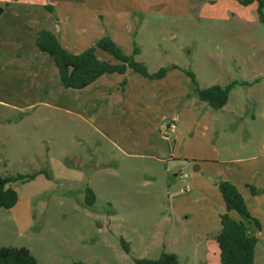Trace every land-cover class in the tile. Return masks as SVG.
<instances>
[{
	"label": "rangeland",
	"instance_id": "rangeland-1",
	"mask_svg": "<svg viewBox=\"0 0 264 264\" xmlns=\"http://www.w3.org/2000/svg\"><path fill=\"white\" fill-rule=\"evenodd\" d=\"M123 1L121 6L129 7ZM191 1L161 0L152 10L137 11L136 60L151 73L178 66L174 76L184 79L178 85L192 87L185 72L195 75L200 89L236 82L227 110L212 112L217 126L226 127L217 146L224 152L245 146L244 156L264 155V11L261 17L256 5L236 0ZM27 61L6 57L0 64V175H35L13 185L19 194L13 212L0 208V248H27L38 264H135L157 260L163 251L180 256L181 264H201L187 259L194 246L192 227L179 225L169 208L170 193L190 186L178 175H191L192 168L165 172L153 165L150 176L138 172L148 161L119 156L96 120L85 123L59 107L64 88L57 68H45L38 79ZM168 134L173 143L176 135ZM88 188L96 196L93 206L87 204ZM257 190L249 204L264 225V189ZM187 208L190 215L197 211L183 205L182 223ZM185 230L190 234L185 232L183 247L176 239ZM121 239L130 244V253ZM256 264H264V242Z\"/></svg>",
	"mask_w": 264,
	"mask_h": 264
},
{
	"label": "crops",
	"instance_id": "crops-1",
	"mask_svg": "<svg viewBox=\"0 0 264 264\" xmlns=\"http://www.w3.org/2000/svg\"><path fill=\"white\" fill-rule=\"evenodd\" d=\"M130 1L129 7H122L123 0H0V49L3 50L0 64L6 57L26 59L27 63H23L30 64L40 79L39 72L53 68L51 57L41 53L37 46L38 34L43 29L54 32L62 46L73 54H80L109 36L130 55L135 46L136 27L141 25L137 23L140 18L137 11L152 10V3L161 0H141L140 5L148 4L144 8ZM255 5L258 7L254 3L252 8ZM96 54L102 61L115 63L101 50ZM178 70H170L161 80H148L130 70L125 75H104L84 90L64 89L58 99H63V105L59 107L85 123L96 120L99 131L116 146L119 156L128 161H148L137 169L145 176L152 174L153 165L170 172L178 166L173 161H189L182 167L192 168L190 186H186L190 191L185 187L183 193H170V217L182 227L189 225L193 229L190 239L194 246L187 257L191 263L221 264L217 237L226 205L217 182L233 183L251 217L261 222V214L257 211L254 214L250 207L249 201L258 196L251 193L249 186L264 189V155L244 156L249 150L238 145L227 148L226 152L220 149L216 137L226 127L216 124L212 112L218 110L200 101L193 85H178L184 81L183 75L174 76L179 74ZM171 78L175 82H169ZM153 82L158 85H152ZM229 102L219 111H226ZM171 125L176 126L173 132ZM168 133L176 135L173 143ZM188 204L195 205L197 211L190 215L187 208L189 214L182 223L181 208ZM231 217L243 221L236 212ZM244 222L247 233L258 239L256 264L258 245L264 242V225L260 223L258 228L253 220ZM185 232L190 234L189 230L178 233L179 246H185L182 241Z\"/></svg>",
	"mask_w": 264,
	"mask_h": 264
},
{
	"label": "trees",
	"instance_id": "trees-1",
	"mask_svg": "<svg viewBox=\"0 0 264 264\" xmlns=\"http://www.w3.org/2000/svg\"><path fill=\"white\" fill-rule=\"evenodd\" d=\"M243 6H251L257 3V10L263 17L264 0H236ZM37 46L41 53L49 55L54 66L58 70L62 88L65 90L81 91L95 83L104 75H125L128 70L148 80H161L170 70L179 69L176 65L171 68H161L151 73L146 65L136 60L140 54L138 47L134 46L132 54L128 55L111 37L105 36L94 45L80 54H73L64 48L57 35L47 29H43L37 38ZM101 50L111 56L115 63L102 61L97 57V51ZM191 79L200 101L207 103L212 109L220 110L227 105L232 89L236 86L233 82L225 87L214 85L206 89H200L195 75L185 72ZM42 174V173H40ZM35 178L32 176L18 175L4 177L0 175V208L13 209L19 202V194L13 188L17 182H27ZM217 185L223 196L226 213L221 215V231L217 237L221 264H255V253L258 244L256 237L247 233L244 221L253 220L258 228L260 224L253 219L248 211L246 202L237 189L229 181H218ZM251 193L256 196L258 190L249 186ZM264 193V190L262 191ZM95 194L90 188L87 189V204L93 206ZM236 212L243 221H236L231 213ZM122 247L126 253H130V244L121 239ZM0 264H38L35 257L27 248L1 247ZM73 264H85L75 262ZM135 264H181L174 253L163 251L157 260L136 259Z\"/></svg>",
	"mask_w": 264,
	"mask_h": 264
},
{
	"label": "built area",
	"instance_id": "built-area-1",
	"mask_svg": "<svg viewBox=\"0 0 264 264\" xmlns=\"http://www.w3.org/2000/svg\"><path fill=\"white\" fill-rule=\"evenodd\" d=\"M171 130L172 132L176 129V126L175 125H171ZM178 178L182 181V182H185L188 178H189V175L188 173L186 172H181L179 175H178ZM186 190L187 191H190V188L189 187H186Z\"/></svg>",
	"mask_w": 264,
	"mask_h": 264
},
{
	"label": "water",
	"instance_id": "water-1",
	"mask_svg": "<svg viewBox=\"0 0 264 264\" xmlns=\"http://www.w3.org/2000/svg\"><path fill=\"white\" fill-rule=\"evenodd\" d=\"M2 13V9H0V15ZM174 165H178V166H184V165H188L189 161L187 160H178V161H173Z\"/></svg>",
	"mask_w": 264,
	"mask_h": 264
}]
</instances>
